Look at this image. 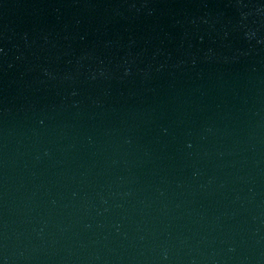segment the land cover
Segmentation results:
<instances>
[{"label":"water","instance_id":"95a60500","mask_svg":"<svg viewBox=\"0 0 264 264\" xmlns=\"http://www.w3.org/2000/svg\"><path fill=\"white\" fill-rule=\"evenodd\" d=\"M0 264H264V0H0Z\"/></svg>","mask_w":264,"mask_h":264}]
</instances>
